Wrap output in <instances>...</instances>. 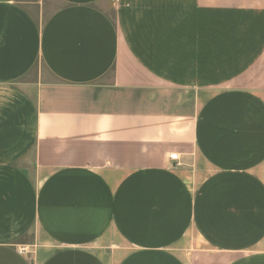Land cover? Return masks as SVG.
<instances>
[{
	"label": "crops",
	"instance_id": "0c3cea01",
	"mask_svg": "<svg viewBox=\"0 0 264 264\" xmlns=\"http://www.w3.org/2000/svg\"><path fill=\"white\" fill-rule=\"evenodd\" d=\"M49 2L0 0V264H264V0Z\"/></svg>",
	"mask_w": 264,
	"mask_h": 264
},
{
	"label": "built area",
	"instance_id": "2783aa9c",
	"mask_svg": "<svg viewBox=\"0 0 264 264\" xmlns=\"http://www.w3.org/2000/svg\"><path fill=\"white\" fill-rule=\"evenodd\" d=\"M170 160H173V161H175V162H178V160H179L178 154H176V153L171 154V155H170ZM19 252H20L21 254H25V253H26V249H20Z\"/></svg>",
	"mask_w": 264,
	"mask_h": 264
},
{
	"label": "rangeland",
	"instance_id": "374dc122",
	"mask_svg": "<svg viewBox=\"0 0 264 264\" xmlns=\"http://www.w3.org/2000/svg\"><path fill=\"white\" fill-rule=\"evenodd\" d=\"M49 1H50V2H49V3H50V4H49V5H50L49 8L51 9V8H52V2H51V0H49ZM55 6H56V7L58 6V3H57V2H55Z\"/></svg>",
	"mask_w": 264,
	"mask_h": 264
}]
</instances>
